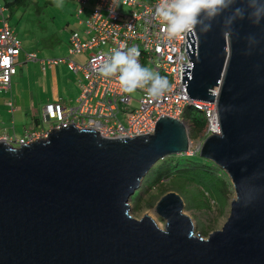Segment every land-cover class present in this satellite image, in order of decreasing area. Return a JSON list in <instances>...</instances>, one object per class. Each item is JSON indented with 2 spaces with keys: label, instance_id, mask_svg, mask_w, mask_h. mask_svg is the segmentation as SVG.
Returning <instances> with one entry per match:
<instances>
[{
  "label": "water",
  "instance_id": "1",
  "mask_svg": "<svg viewBox=\"0 0 264 264\" xmlns=\"http://www.w3.org/2000/svg\"><path fill=\"white\" fill-rule=\"evenodd\" d=\"M199 19L181 80L191 100L216 102L219 133L198 155L235 192L221 230L195 236L174 192L154 207L163 229L129 215L152 167L188 152L182 121L162 117L151 135L114 139L69 125L45 141L0 143V264H264V9L225 0Z\"/></svg>",
  "mask_w": 264,
  "mask_h": 264
},
{
  "label": "built area",
  "instance_id": "2",
  "mask_svg": "<svg viewBox=\"0 0 264 264\" xmlns=\"http://www.w3.org/2000/svg\"><path fill=\"white\" fill-rule=\"evenodd\" d=\"M80 6L89 0H74ZM161 0H97L85 26V38L73 32L69 36V57L49 60V65L64 64L72 73H80L79 93L73 106H64L57 100L41 109L42 123L46 130H26L21 138H0V143L13 147L45 141L51 131L66 129L69 125L79 130H93L104 138H134L151 135L156 122L162 117L179 121L186 106H193L205 115V137L219 133L216 102H199L188 98L185 80L182 85L181 65L189 67L185 50L186 35L169 38L163 22L155 17ZM125 7V13L121 8ZM81 14L80 8L77 10ZM1 15V9H0ZM194 38V55L197 54V37ZM136 47L140 51L139 63L151 64L154 70L171 78V87L161 98L153 99L146 91L137 89L133 94L123 93L118 78H105L98 65L112 51ZM21 53L19 39L4 19L0 27V90L6 91L16 74ZM74 55H85L84 64L72 61ZM26 61L35 55L26 54ZM44 63V62H42ZM212 93L217 96L218 89ZM136 103V106H132ZM10 110L12 104L8 103ZM204 137V138H205ZM201 147V145H200ZM200 149V148H199ZM190 154L191 149L189 150ZM188 152V153H189ZM187 153V154H188Z\"/></svg>",
  "mask_w": 264,
  "mask_h": 264
},
{
  "label": "rangeland",
  "instance_id": "3",
  "mask_svg": "<svg viewBox=\"0 0 264 264\" xmlns=\"http://www.w3.org/2000/svg\"><path fill=\"white\" fill-rule=\"evenodd\" d=\"M94 2L95 0H89L83 5V19L90 15ZM7 3L10 6L7 7L4 15L8 18L10 28L22 43L21 62L25 57L24 55L29 53L35 54L38 60L65 54L67 38L71 31H76L77 28L76 13L78 7H80L78 3L74 0H63L62 6L57 7L54 0H0L2 7H5ZM120 8L121 13L127 12L125 7ZM19 65L11 80V94L16 90L20 95L23 94V91H28L34 108H41L45 103L52 101L56 96L52 84H38L34 80V71L36 72L34 63L27 62ZM141 65L156 72L153 66L146 61ZM47 72H41L40 80L47 77ZM158 74L166 77L171 83L169 76L162 73ZM78 80L79 77L73 75L66 68L61 67L58 71L57 89L60 99H63V103L67 106L73 105L78 95ZM0 94L5 93L1 91ZM132 106H136V103H132ZM7 118L8 116H4L5 122H3L2 116L0 117V134L8 131L5 124ZM184 127L187 130L191 152L193 154L197 153L204 141L205 134L203 133L198 138L192 139L189 135V127L186 124H184ZM37 128L47 129L48 125L40 123ZM192 155L190 152L184 154V156ZM179 156L182 155H176V157ZM205 161L211 164H208V166L212 168V172L206 176L204 186L185 183L177 175L172 178V181L163 180L160 185L141 194L142 202L138 211L132 209L133 198L131 197L128 202L130 205L129 215L136 220H140L147 215L158 228L163 229L164 220L154 210L157 202L151 208H147L144 203L150 195L159 193L161 189L173 190L170 192L179 195L184 203L182 213L190 218L195 236L199 234L201 238L207 239L212 232L221 230L228 218L230 203L235 198V192L227 174L212 162ZM200 232H206V234L203 236Z\"/></svg>",
  "mask_w": 264,
  "mask_h": 264
},
{
  "label": "clouds",
  "instance_id": "4",
  "mask_svg": "<svg viewBox=\"0 0 264 264\" xmlns=\"http://www.w3.org/2000/svg\"><path fill=\"white\" fill-rule=\"evenodd\" d=\"M54 2L57 7L63 4V0ZM259 3L264 9V0H259ZM224 4L225 0H161L154 15L163 22L169 38H173L195 31L201 23L199 18L202 12L214 17L217 9L222 8ZM210 27L209 24L205 31ZM139 56L140 51L136 47L127 48L126 51L123 48L114 50L102 59L97 71L105 78H118L123 93L133 94L140 89L146 91L149 97L159 99L169 91L170 82L166 77L142 66Z\"/></svg>",
  "mask_w": 264,
  "mask_h": 264
},
{
  "label": "crops",
  "instance_id": "5",
  "mask_svg": "<svg viewBox=\"0 0 264 264\" xmlns=\"http://www.w3.org/2000/svg\"><path fill=\"white\" fill-rule=\"evenodd\" d=\"M96 1L97 0H95L94 4L96 3ZM94 4H93V7H94ZM9 6L10 5H8V3L6 4L5 7H2L0 5V9H1L0 27H1V19L2 18L4 19V21L9 26L8 18L4 15L5 10ZM79 8L81 10V14H78V11L76 13V18H77L76 25H77V28H76V31H71V33L76 32V33L79 34V36H82L83 38H85L86 37L85 33H84L85 26H84L83 22L85 20H87L90 15L87 18L83 19L82 15L84 14V7L80 6V7H78V9ZM9 28H10V26H9ZM12 32H13V30H12ZM70 34H69V36H70ZM69 36H68L67 42H66V51H65V54H63V55L53 56V57H49V58H46V59L38 60L35 54L29 53V54L35 55V58H36L35 60L30 61V62L34 63L35 69H36V72L34 71V80L37 81L38 84H43V85L52 84V88L54 89V92L56 93V96H54V99L52 101L45 103L44 105L41 106V108H34V104H33L32 98L29 95V92L28 91H23V94L20 95V93L17 92V90H16L15 92L13 91V93L11 94V92H10L11 85H10V87L8 89L9 91L8 90H6L5 92L3 91L5 94H0V114L2 113L0 115V117L2 116L3 122H5L4 121V116L5 117L8 116V118L6 119V123H5L8 131L1 133L0 134V138H9V139L21 138L23 136L24 132L26 130H29V129H34V130H37V131L38 130H46V129H38L37 128L38 125L40 123H42L41 109L46 104L55 102L57 100H59V101L62 100L61 102L63 103V99H60L59 91L57 89V87H58L57 86V83H58L57 82V74H58V71H60L61 67H63V69L64 68L67 69L65 63L64 64L61 63V64H58V65H49L47 62L49 60L66 59V58L69 57V53H68ZM20 45H21V53H20V56L18 58V61H19V64L21 65V64L27 63L29 61H26V59L24 57L23 61L21 62V55H22V52H23L21 41H20ZM71 59H72V61H74L77 64H84L85 61H86V56L85 55H74V56L71 57ZM42 62H44V63H42ZM18 65H17V67H18ZM38 69H40V70H38ZM45 71H48L47 72L48 73L47 77L44 78V79L42 78L40 80V77L42 76V75H40L41 72H45ZM72 74L77 76V77H79V80H78V83H77L78 93H79V81L82 80V76H81L80 73H75V74L72 73ZM11 84H12V82H11ZM0 92H1V90H0ZM8 93H10V95H8ZM76 98H75V100H76ZM8 103L12 104V109L11 110H10V107L8 106ZM63 104H64V106H67L65 103H63ZM74 104H75V101H74L73 105ZM73 105H71V106H73ZM67 107H69V106H67ZM30 123H31V125H30Z\"/></svg>",
  "mask_w": 264,
  "mask_h": 264
},
{
  "label": "trees",
  "instance_id": "6",
  "mask_svg": "<svg viewBox=\"0 0 264 264\" xmlns=\"http://www.w3.org/2000/svg\"><path fill=\"white\" fill-rule=\"evenodd\" d=\"M181 120L189 127V135L192 139L198 138L203 134L206 128L205 115L193 106H186L184 108ZM208 164V162L199 157L198 153L192 156H170L157 162L142 180L140 188L132 196V209L134 211L140 209L142 193L160 185L163 180L167 179L172 181V178L176 175L182 178L185 183L204 186L206 183V176L212 172V168L209 167ZM210 187H212V185H210ZM168 191L170 192L173 190ZM168 191L161 189L159 193L150 195L144 203L145 206L147 208L153 207V205ZM200 234L204 236L206 232H200Z\"/></svg>",
  "mask_w": 264,
  "mask_h": 264
}]
</instances>
